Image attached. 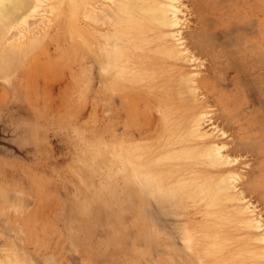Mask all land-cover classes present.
Segmentation results:
<instances>
[{"label": "rangeland", "instance_id": "obj_1", "mask_svg": "<svg viewBox=\"0 0 264 264\" xmlns=\"http://www.w3.org/2000/svg\"><path fill=\"white\" fill-rule=\"evenodd\" d=\"M180 1L183 3H179L182 5L179 16L186 17L181 18L184 26L181 29L188 31L187 26H193L195 14L191 13L190 0ZM59 3L53 0L47 5L56 7ZM66 6V12L58 20L49 11L42 13L49 28L47 38L40 29L45 37L42 44L12 75L0 79V247L26 241L25 250L31 254V258L26 259L29 264H193L191 255L184 250L182 235L178 234L189 222L202 235L201 243L207 250L216 241L224 245L223 252L217 249L214 262L264 264V172L261 171H264V141L260 142L263 147H259L258 141L251 137L249 140L241 131L247 130L249 124L259 128L256 118L264 125V97H259L257 88L250 85L240 92L243 97L245 93V100L237 103V90L234 85L224 87V77L212 81L218 89L216 96L207 98L204 91L199 90L198 97L203 100L196 104L210 112L208 122L202 126L205 134L182 143L187 149L199 151L193 159L170 164L169 168L186 181L237 175V189L232 190L230 199L212 204L207 199H197L173 206L174 209L160 207L159 200L146 196L136 185L116 151L120 142L124 148L129 145L139 151L140 159L136 160L149 164L172 150L169 141L166 142L168 135L162 131L160 111L156 113L159 109L156 101L159 98L168 101L166 98L172 93L168 91L173 90L167 87L169 90L160 93L155 89L153 93L157 95H150V89L140 88L141 97L150 96L151 104L147 109H151H146L145 116L141 114V118L133 122L124 107L129 100L123 102L130 90L120 88L111 94L112 90L109 91L100 77L97 63L91 59L93 55L89 54L91 62L89 56L81 53L87 36L83 17L80 15L72 24L70 5ZM74 45L78 46L79 57L72 55ZM192 54L187 52L186 55ZM200 60L182 67L186 72L204 75V69L195 68L206 64ZM89 66H93V73L89 68L91 74ZM152 67L158 72L165 70L157 79L160 87L174 85L175 74L167 64L159 62ZM234 78L235 74H231L230 81ZM260 80L264 81L262 75ZM220 98L223 101L220 102ZM223 111H233L231 114L235 112L238 116L234 114L233 119L227 120L231 124L219 118ZM243 140L248 141L245 144ZM238 142L247 145L246 149L243 144L239 149L233 147ZM216 145L224 148V155L226 152L230 155L231 163L218 167L209 162L207 151ZM248 145L258 149L251 151ZM156 168L160 167L153 166L154 170ZM248 180L249 183L257 181L255 186L262 189L261 195L257 193L258 188L257 192H248L246 188L250 185L245 187ZM254 218H258L257 221ZM255 222H261L259 227H262H254ZM18 233H22L21 237L26 233L22 237L24 241L16 238Z\"/></svg>", "mask_w": 264, "mask_h": 264}, {"label": "bare ground", "instance_id": "obj_2", "mask_svg": "<svg viewBox=\"0 0 264 264\" xmlns=\"http://www.w3.org/2000/svg\"><path fill=\"white\" fill-rule=\"evenodd\" d=\"M48 1L53 0H0V79L12 75L20 66V63L31 56L37 50L36 47L40 43L42 44L45 37L47 38L49 28L42 13L46 12L48 14L47 12L49 11L58 20L66 12V5L69 4L68 12L72 24L80 15L85 21L84 29L87 36L81 53L89 56L88 59L91 62L94 58L99 68L100 77L109 86V91L112 90L110 91L111 94H114L113 90L120 88L122 90H130L128 95L124 96H127V98L123 102L127 101V99L129 100V103L127 102L128 104L124 107L125 109L127 107L126 110L133 122L141 114L147 113L151 109H147L150 106L149 104H151L150 96L141 97L140 94L143 95V93L140 88L150 89V95H152L153 90L154 92L160 90V93L166 92L167 87H171L173 90L168 91L172 92L170 93L171 97L169 94L167 96L166 94L164 95L170 97L169 99L166 98L168 101H161L164 99L162 96H158V98L161 97L163 99L160 100L159 98L156 101V107L158 106L160 109H157L156 113L160 111V114L158 113L160 117L158 118L162 119V131L168 135L169 139L166 142L169 141L168 146L172 150L160 156L158 155V159L153 160V163L146 164L139 162L142 159L139 160L138 150L134 149V151L129 145L124 148L123 144L118 141L119 146L116 151L118 159L120 163H125L128 166L136 185L141 187L147 194L146 196L159 200L161 204L158 202V205L160 207L163 206L167 209L169 207L174 209L175 206H180L179 204L186 205L190 200L199 199L202 201L207 199L212 204L215 201L230 199L232 190L237 189L235 185V181L238 178L237 175L203 179V181L200 180L199 182L194 180L186 181L182 180L181 177L179 178L177 173L172 172L173 169L169 168V165L187 162V160L193 159L197 154L196 152L199 151L187 149L182 144L185 139L202 138L205 134L202 131V126L205 122H208L206 119L210 112L203 111L200 104H196L197 101L203 100L198 97L199 90L204 91L207 98L211 95L216 96L215 93L218 89H216L215 81V86L212 81L220 80L221 77H224V81H226V83L224 82V87L235 86L237 103L245 100V93L244 97L241 93H243L244 88L250 85V87L257 88L259 97H264V85L262 86L264 81L260 80V75L264 79V0H241L239 2L237 0H190L191 13L195 14V19L193 26H187L188 31H182L181 29L183 26L181 18L183 17L184 20L185 16L184 14L181 17L179 16L181 13L180 7L182 6L180 4L183 3L180 0H59L60 3L56 7L47 5ZM51 13L49 14L52 15ZM40 29L45 31V37L42 36ZM74 46L77 49L73 47L72 55L78 56L80 51L77 45ZM187 52L193 54L186 55ZM90 53L93 55L92 58ZM200 59L204 60L206 64L196 65L195 68L201 71L204 69L206 74L200 76L198 72H186L183 69V64L196 63V60ZM159 62L167 64L168 68L174 72V85L162 84V87H160L161 84L157 79L161 77L165 70L158 72L152 67ZM90 66L88 67L89 74H91L90 69L93 68V66ZM231 74H235V78L232 81H230ZM160 93L158 94L160 95ZM153 94L157 95V93ZM222 99L220 98L219 101H223ZM182 106H184L183 111ZM142 109L144 112H142ZM192 111H195V113L193 114ZM233 111H223L224 113H222L221 117H219L220 115L218 117L227 121L232 115L236 114L235 112L231 114ZM178 112L180 113L179 115L177 114ZM191 113L193 116L190 115ZM236 116L238 115L236 114ZM254 117L256 118V116ZM238 119L241 120V118ZM256 121L259 122V128L249 124L251 126L245 127L247 130L244 128V130H240L246 138L249 139L251 137L252 139L254 138L255 142L258 141L257 144L259 146L262 144L260 142L264 141V125L258 118H256ZM248 122L250 123V121ZM228 123L232 124V122ZM128 129L130 132L132 131L130 126ZM164 132L162 133L164 134ZM238 136L240 137V135ZM207 137L209 136L207 135ZM235 137L237 139V136ZM242 142H238L233 147L236 146L239 149L242 144L243 147L247 146L245 141V144ZM251 146L254 147V145H248V148ZM253 147L249 150L253 151ZM255 147L253 148L254 151L258 149L257 146ZM223 149V147L217 145L210 146L207 151V159L212 165L219 167V165L224 166L231 163L230 155L227 156V152L224 155L222 153ZM238 149L235 150L238 151ZM141 152L143 151L141 150ZM234 153L235 151L232 154ZM256 154H258L257 150ZM136 158L139 159L136 160ZM259 159L261 161V158ZM152 165L160 168L154 170ZM177 168H180V166H176ZM261 171L264 172L263 170ZM249 180L251 181V179ZM249 180L248 183L247 181L246 184L243 183L245 187L250 185V189H248L249 187L246 189L248 192H257L258 184L260 183L258 182L256 184L258 186H255L257 181L249 183ZM251 184L253 185L251 186ZM260 191L257 193L261 195L262 189ZM188 206L190 207V205ZM185 209H187L186 206ZM257 219L255 220L257 221ZM188 223L180 229L181 233L178 231V234L182 235L184 250H187L191 255L193 264H197V262L199 264H211V261L214 260L213 258L218 255L217 249L223 248L224 245L220 246L216 241L207 250V248L202 246V238H200L202 235L195 231L194 225L192 226ZM260 223L255 222L254 227L261 228L262 226L259 227ZM20 234L18 233L16 238L24 241L22 237L26 233H23L22 237ZM19 242L8 243L5 246H1L2 248L0 247V264H29L26 259L31 258V254L25 250L27 242L18 244ZM222 261L224 262V260H220V262L215 260L212 264H223Z\"/></svg>", "mask_w": 264, "mask_h": 264}]
</instances>
